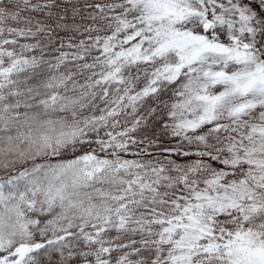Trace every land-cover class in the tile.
I'll list each match as a JSON object with an SVG mask.
<instances>
[{
  "label": "snow or ice",
  "instance_id": "6c2138e0",
  "mask_svg": "<svg viewBox=\"0 0 264 264\" xmlns=\"http://www.w3.org/2000/svg\"><path fill=\"white\" fill-rule=\"evenodd\" d=\"M0 264H264V0H0Z\"/></svg>",
  "mask_w": 264,
  "mask_h": 264
}]
</instances>
